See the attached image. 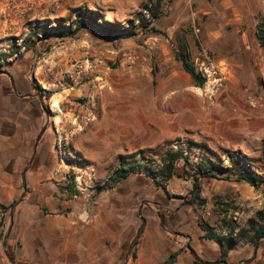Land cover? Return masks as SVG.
I'll return each instance as SVG.
<instances>
[{"label": "rangeland", "instance_id": "obj_1", "mask_svg": "<svg viewBox=\"0 0 264 264\" xmlns=\"http://www.w3.org/2000/svg\"><path fill=\"white\" fill-rule=\"evenodd\" d=\"M24 1L0 0L5 4L0 9V72L21 70L30 78L28 84L37 82V94L51 108L50 124L27 172V194L15 210L5 245L12 207L23 192L22 174L47 122L43 108L36 110L41 124L30 154L19 147L17 156L0 155V203L8 207L0 210V264H12L8 254L16 264H124L144 220L128 264L143 260L160 264L149 261L151 241L158 246L159 261L177 249L189 250L190 245L210 262L214 258L207 252L219 247L203 239L198 219L223 235L224 220L248 230L238 248H247L250 259L255 244L249 240L253 235L249 224L264 209V51L256 36L264 0H165L161 16L152 21L158 31L139 30L136 37L119 40H107L91 28L74 37L44 39L37 26H54L57 20L71 24L75 17L13 21V6ZM156 1L147 0L131 19L142 13L151 20L142 7L154 9ZM182 31L188 35L194 67L207 78L203 88L194 86L175 57L176 36ZM80 62L89 63L91 69L78 77L75 68ZM98 72L113 82L105 89L116 93L112 100L110 94L104 96L108 106L102 130L89 127L83 114L88 104L86 83ZM5 90L13 94L11 84ZM3 133L0 150H17L23 140L7 141V135L22 133ZM177 140L185 142L191 165L185 167L181 160L176 175L162 182L168 193L157 185L156 173L145 171H137L114 189H103L120 163L129 162L136 152L159 171L162 156ZM118 146L126 147L119 155ZM235 155L254 161L258 187L239 184L235 190L231 189L238 184L235 181L206 178L201 180L203 209L186 204L193 190L190 173L197 165L215 163L237 173L230 159ZM125 189L138 192L132 210L122 199ZM246 196L248 205L236 203ZM218 197L228 204L224 208L232 212L229 216L221 218L213 211ZM57 203L61 205L56 207ZM238 211L245 212L242 219L235 214ZM159 227L163 238L154 233ZM263 249L264 245L261 255ZM257 256L258 251L248 264H264Z\"/></svg>", "mask_w": 264, "mask_h": 264}, {"label": "trees", "instance_id": "obj_2", "mask_svg": "<svg viewBox=\"0 0 264 264\" xmlns=\"http://www.w3.org/2000/svg\"><path fill=\"white\" fill-rule=\"evenodd\" d=\"M165 0H157L155 8L151 9L148 5L142 7L144 12H147L152 16V19H147L142 13L137 15L136 20H128L126 24L112 23V22H98L102 19L101 14H97L88 8H80L74 11L75 19L71 24H67L64 20H57L54 22V26L51 24L37 26V32L44 39H50L53 37L63 39L67 37H74L79 31L84 28H91L96 33L102 35L105 39L119 40V39H130L137 36L139 30L143 32H156L158 31L155 26L152 25L154 19H158L161 16V8ZM136 21L139 22L136 25ZM257 39L259 41L260 48L264 51V18L257 25L256 32ZM177 50L176 59L181 63L182 68L192 77L195 85L199 88H203L207 83V78L202 73L198 72L192 63V47L188 35L185 31L177 34ZM14 55H18V52L14 50ZM12 54H1V57H11ZM36 88H40L37 82H34ZM140 152H136L130 155V161H122L120 167L114 171L111 177L102 186L103 189L109 190L116 188L123 180L129 178L132 174L137 171L144 172L146 175L156 173L158 179L156 180L157 185L167 192V187L162 182L170 181L176 175V165L184 160V166H190V159L184 157L182 151H168L162 156V167L159 171L152 170L145 157L140 156ZM233 164L238 167L237 173L234 170H228L217 166L215 163H200L196 169L190 173L193 178V190L191 196L186 200V204L193 206L194 209L199 211L203 209L206 204V200L202 198L203 186L201 183L202 179H216L224 181H235L244 182L252 187H258L259 176L252 171V167H255L254 161L247 157H240L235 155L230 157ZM248 165V167H246ZM235 176V178H234ZM168 193V192H167ZM216 205L221 214H227L228 209L224 208L228 204L220 201L218 197L216 199ZM8 209L7 206L0 203V210ZM199 226L205 231L203 239L215 242L222 249V260L227 262V256L230 247L237 245L242 239L248 237V230L238 228L235 223L231 220H224L223 225L228 229L226 235L219 234L215 227H212L209 223H206L203 219H198ZM249 231L253 233L249 240L253 244L264 237V209L257 212L256 219L250 221ZM194 249V248H193ZM185 248H180L173 251L165 261L160 264H176L179 255L185 251ZM195 250V249H194ZM194 250L192 254H194ZM135 258V254L133 255ZM197 264H202L196 258Z\"/></svg>", "mask_w": 264, "mask_h": 264}, {"label": "crops", "instance_id": "obj_3", "mask_svg": "<svg viewBox=\"0 0 264 264\" xmlns=\"http://www.w3.org/2000/svg\"><path fill=\"white\" fill-rule=\"evenodd\" d=\"M146 1L147 0H30V1L25 0L24 3L20 5V7L17 8V4L16 7L15 5L13 6L14 11H16L15 13L16 15L14 16L13 21L22 22L24 20L32 21L35 19L53 20L58 18L73 19L75 17V15L73 14L74 10L86 7L97 14L98 13L101 14L102 18L106 22L107 21L112 23L121 22L123 20L131 19L132 14L138 11ZM3 5L5 4L2 3L0 4V9L3 7ZM176 50L177 47L175 49V54H176ZM183 71L187 73L184 69ZM6 73L7 74L0 72V132L2 131V135L4 134L3 133L4 131L10 132L11 130H14L15 132H21L22 133L21 136L18 135V133H14V134L9 133L7 135V141H14L16 143V140L18 138L22 139L23 141L21 142L20 145L16 146V148L18 147L17 150L8 148V151L4 152V149H2L0 150V155L2 153V155L5 154L8 157H10L11 155L17 156L20 150L19 147H23L21 148V150L24 151V154L26 156H28L31 152L32 142L37 136L38 130L40 128L41 118L37 114L36 110L37 109L40 110V108H42V100L39 94H37V91L33 86V84L30 83L28 84L26 82V79L28 80L30 78L26 77L23 71L9 70ZM98 74L99 75H94L93 78L89 79L88 82L86 83V87H87L86 91L88 92V101H87L88 104H87L86 112L84 111L83 113L84 116H86V119L88 120L87 123L89 127L93 126L94 130L106 129L105 127L106 117L103 114L104 111L107 109L106 107L108 106V104L104 102L105 101L104 96L106 94H110L109 98L112 100L115 98L116 95L114 89L110 91L105 89V84L109 82L111 83L113 82L109 81L107 77H104L101 72H98ZM12 83H14L18 93H15L14 90H13V94H9L6 92L5 89L7 84L12 85ZM194 86L196 88H199L196 85ZM135 94L138 93L136 92ZM24 95H31V96L23 97ZM74 95L75 97H81L79 96L81 94H74ZM98 148H100L103 151L101 145H99ZM113 148L115 149L117 148V146L114 145ZM118 148L119 149L117 155L121 154L123 150H126V147L118 146ZM130 148L131 147H129L128 149ZM133 175L134 174H132L130 177H132ZM237 183L238 184L233 185L234 187L231 189L238 190L240 189L239 184H247L244 182H240V183L237 182ZM243 188L244 187H241V189ZM124 194L125 195H123L122 199L127 203L128 206L127 210H132L131 208L133 206L132 204L138 202V192L135 189L134 190L125 189ZM247 200H248V196L240 197V200L236 201V203L240 204L241 206H246L248 205V203H246ZM59 205L61 204L57 203L56 207H59ZM213 211L218 212L221 218L225 217L226 215L229 216V214L232 213L229 211L226 215L221 214L216 205V200H215V205H213ZM244 213L245 212L238 211L235 214L238 215L239 217L241 216L242 219ZM238 219L239 218H235L236 221ZM159 228L160 229H157V231L154 233H156L157 236L163 238L164 233L162 231V227ZM228 232H229L228 229L225 228L224 235H226ZM204 234L205 231L201 229L200 235L203 237ZM209 245L210 244L208 243V246ZM263 245H264L263 243L260 245L257 256V258L262 262H264V257H263L264 255L263 254L261 255V248L263 247ZM150 247L152 252L149 260L150 263L163 262L157 259V254H156V250L158 249L157 244L151 241ZM212 247L214 248V251L211 253L207 252L209 255H211L214 258L210 262L202 260L197 255L203 261L202 264H207V262L213 264L222 262L221 261L223 256L222 249L220 248L219 245H218L219 247L218 249L214 246ZM228 250H229L227 256L228 264H242L244 260L248 259L247 248L244 249L241 247L238 248V244H237L234 247H230ZM263 253H264V249H263ZM147 261L148 260L146 261L143 260L144 262L143 264H146ZM179 262H181L182 264H196L195 263L196 256L192 254L190 250L184 251L178 257L177 263Z\"/></svg>", "mask_w": 264, "mask_h": 264}, {"label": "water", "instance_id": "obj_4", "mask_svg": "<svg viewBox=\"0 0 264 264\" xmlns=\"http://www.w3.org/2000/svg\"><path fill=\"white\" fill-rule=\"evenodd\" d=\"M2 73L7 74L6 72H2ZM12 86H13V90H14V92H15V93H18V92H17V89H16V87H15V85H14V83H12ZM30 96H31V95H24L23 97H30ZM39 96L41 97V100H42V108L44 109V111H45V113H46V115H47V122H46L45 126L41 129V131H40V133H39V135H38V137H37V139H36L35 146H34V150H33L32 156H31V160H30V162H29L27 168L25 169V171H24L23 174H22L23 192H22L20 198L15 202V204H14L13 207H12V210H11V216H10V225H9V227H8V231H7V233H6V235H5V238H4V245H5V242H6V241L8 240V238H9L10 233H11L12 228H13V225H14V213H15V210H16L17 206H18V205L24 200V198H25V196H26V194H27V182H26V175H27V172H28L30 166L32 165V163H33V161H34V158H35L36 153H37L38 145H39V143L41 142L42 137L44 136V134H45L46 131L48 130V128H49V124H50V109H51V108H50V106H45V105H44V101H43V96H41L40 94H39ZM145 225H146V222H145V220H144V223H143L142 227L140 228V231H139L138 235L136 236L135 240H134L133 243H132V246L130 247V250H129L127 256H126V259H125V263H124V264H128V262H129V260H130V257L132 256V254H133V252H134V249H135L136 245L138 244V241H139V239H140V236H141V234H142L143 231H144ZM263 239H264V237H262L261 239H259V240L256 242L255 247H254V250H253L252 257H251L250 259L244 260V261L242 262V264H248V263L252 260V258L256 257V255H257V251H258V248H259V245H260V243H261V241H262ZM188 249H189L191 252L194 250L190 245L188 246ZM194 255L196 256V258H197L200 262H203V261L197 256V254H196L195 251H194ZM8 258H9V260H10V262H11L12 264H16V263L14 262V259H13L9 254H8ZM207 264H213V263H209V262H207ZM215 264H228V263H227L226 261H222V262L215 263Z\"/></svg>", "mask_w": 264, "mask_h": 264}, {"label": "built area", "instance_id": "obj_5", "mask_svg": "<svg viewBox=\"0 0 264 264\" xmlns=\"http://www.w3.org/2000/svg\"><path fill=\"white\" fill-rule=\"evenodd\" d=\"M91 66L89 65V63H86V64H84V63H77L76 64V74L78 75V77L81 75V74H83L84 72H88L89 71V69H91L90 68ZM186 146V144H185V142L184 141H182V140H177L173 145H172V147H173V150H171V151H182V153H183V156L184 157H188L189 159H190V155H189V153H188V151L186 150V148H184Z\"/></svg>", "mask_w": 264, "mask_h": 264}]
</instances>
